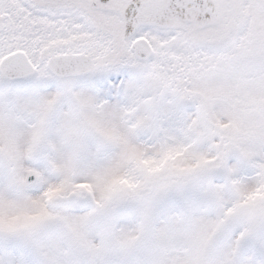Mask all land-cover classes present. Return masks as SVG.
<instances>
[{"label":"snow or ice","instance_id":"6c2138e0","mask_svg":"<svg viewBox=\"0 0 264 264\" xmlns=\"http://www.w3.org/2000/svg\"><path fill=\"white\" fill-rule=\"evenodd\" d=\"M0 264H264V0H0Z\"/></svg>","mask_w":264,"mask_h":264}]
</instances>
